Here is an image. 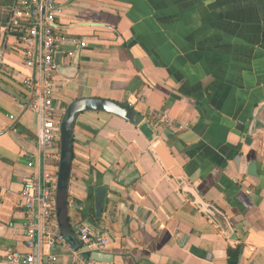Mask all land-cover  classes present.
<instances>
[{
    "label": "crops",
    "instance_id": "0c3cea01",
    "mask_svg": "<svg viewBox=\"0 0 264 264\" xmlns=\"http://www.w3.org/2000/svg\"><path fill=\"white\" fill-rule=\"evenodd\" d=\"M57 4L58 32L82 45L56 54V111L63 115L77 99L106 98L129 105L147 124L101 111L77 115L61 232L78 242L73 224L83 222L111 236L94 264H264V0ZM7 5L0 0V264H9V246L29 251L24 182L59 162L43 156L40 112L19 107L23 80L41 77L39 49L34 67L25 66L19 35L3 30ZM157 143L223 215L229 234L188 198ZM96 187L106 188L99 218ZM37 240L33 264H73L64 250L48 260L44 237Z\"/></svg>",
    "mask_w": 264,
    "mask_h": 264
},
{
    "label": "built area",
    "instance_id": "2783aa9c",
    "mask_svg": "<svg viewBox=\"0 0 264 264\" xmlns=\"http://www.w3.org/2000/svg\"><path fill=\"white\" fill-rule=\"evenodd\" d=\"M7 21L4 31H14L20 37V53L28 68L35 65L39 49L40 78L27 77L23 80V96L19 102L21 110H37L42 116L40 144L43 156H56L59 160V125L62 119L54 106L57 88L56 76L59 65L56 54L61 47L73 44L82 45L74 37L59 33L57 17L61 8L57 0H7ZM4 48L0 47V71L5 68ZM10 119L14 116L10 115ZM159 120L172 125V121L160 114ZM182 129V126H178ZM27 166H33L29 161ZM57 189V170H44L40 178L27 179L20 191L23 200V231L28 252H20L11 246L5 249L3 260L9 264H33L34 248L39 235L44 237L42 248L48 260L55 262L57 252L69 253L73 264H94V260L85 255L88 252H102L111 244V236L94 232L83 222H75L73 230L80 244L79 248L71 245L60 230L57 217L55 191Z\"/></svg>",
    "mask_w": 264,
    "mask_h": 264
},
{
    "label": "water",
    "instance_id": "95a60500",
    "mask_svg": "<svg viewBox=\"0 0 264 264\" xmlns=\"http://www.w3.org/2000/svg\"><path fill=\"white\" fill-rule=\"evenodd\" d=\"M85 111H101L114 114L134 126H138L144 120L141 115L135 112L129 105L113 101L106 98H81L71 102L65 109L62 116L59 129V162L57 169V216L59 217L62 209L65 208V193L68 186V180L70 177L71 164L73 158V129L75 119L78 114ZM159 154L162 159H165L169 170L173 174L179 186L186 193L192 203L203 212L212 222H214L219 228L223 229L226 233H230L229 225L227 224L223 215L219 210L202 201V199L195 193L188 180L178 170L177 166L171 161L163 148L157 143ZM106 188L96 187L93 190V203L94 211L97 218L101 216L102 206L105 199ZM65 238L75 248H79L80 244L72 236L64 234ZM85 255L90 257L94 261H100L105 255L103 252H88L85 251Z\"/></svg>",
    "mask_w": 264,
    "mask_h": 264
},
{
    "label": "trees",
    "instance_id": "16d2710c",
    "mask_svg": "<svg viewBox=\"0 0 264 264\" xmlns=\"http://www.w3.org/2000/svg\"><path fill=\"white\" fill-rule=\"evenodd\" d=\"M138 127L146 128L147 127L146 121H143L141 124L138 125ZM229 253H231L230 250Z\"/></svg>",
    "mask_w": 264,
    "mask_h": 264
}]
</instances>
